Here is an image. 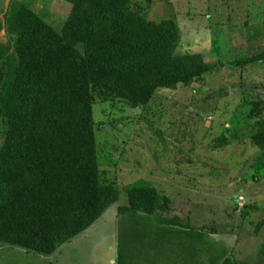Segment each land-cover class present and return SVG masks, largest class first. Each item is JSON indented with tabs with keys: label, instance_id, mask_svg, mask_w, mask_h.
I'll return each mask as SVG.
<instances>
[{
	"label": "rangeland",
	"instance_id": "374dc122",
	"mask_svg": "<svg viewBox=\"0 0 264 264\" xmlns=\"http://www.w3.org/2000/svg\"><path fill=\"white\" fill-rule=\"evenodd\" d=\"M12 1L0 0L1 20ZM15 1L58 31L71 11L65 0ZM132 3L150 20H175L178 53L205 54L217 69L188 87L158 90L146 107L96 101L100 169L119 201L51 255L0 245V264H264V228L256 231L264 220V168L250 138L255 121L246 120L251 101L261 102L264 118V62L237 66L262 37L264 0ZM1 133L0 123V143ZM230 134L237 141L215 146ZM134 186L168 196L170 215L118 213Z\"/></svg>",
	"mask_w": 264,
	"mask_h": 264
},
{
	"label": "trees",
	"instance_id": "16d2710c",
	"mask_svg": "<svg viewBox=\"0 0 264 264\" xmlns=\"http://www.w3.org/2000/svg\"><path fill=\"white\" fill-rule=\"evenodd\" d=\"M65 1L71 11L59 31L15 0L0 19L8 36L0 42V245L37 255L55 253L119 201L100 169L96 101L146 107L158 90L188 87L217 69L205 54H179L177 22L150 20L132 0ZM254 47L237 66L264 62V24ZM260 103H248L246 120L255 121L250 138L264 168ZM237 139L223 135L215 146ZM171 211V199L153 187H130L118 207L120 214Z\"/></svg>",
	"mask_w": 264,
	"mask_h": 264
},
{
	"label": "water",
	"instance_id": "95a60500",
	"mask_svg": "<svg viewBox=\"0 0 264 264\" xmlns=\"http://www.w3.org/2000/svg\"><path fill=\"white\" fill-rule=\"evenodd\" d=\"M7 2H9V0H7ZM3 26L5 27V25L3 24ZM6 33L5 28L2 30L1 34L4 35Z\"/></svg>",
	"mask_w": 264,
	"mask_h": 264
},
{
	"label": "built area",
	"instance_id": "2783aa9c",
	"mask_svg": "<svg viewBox=\"0 0 264 264\" xmlns=\"http://www.w3.org/2000/svg\"><path fill=\"white\" fill-rule=\"evenodd\" d=\"M242 199V198H241Z\"/></svg>",
	"mask_w": 264,
	"mask_h": 264
}]
</instances>
